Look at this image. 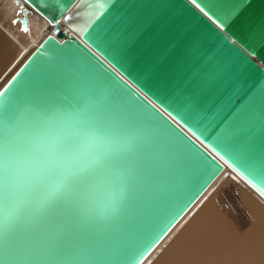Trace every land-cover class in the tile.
Segmentation results:
<instances>
[{
	"label": "water",
	"instance_id": "95a60500",
	"mask_svg": "<svg viewBox=\"0 0 264 264\" xmlns=\"http://www.w3.org/2000/svg\"><path fill=\"white\" fill-rule=\"evenodd\" d=\"M85 2L91 5L92 26L79 35L63 25L62 15L69 13L59 8L53 13L51 7L72 8L73 0H20L24 11L48 22L55 14L59 23H49L50 34L0 90V107L16 100L21 86L31 82L54 97L47 114L72 111L78 107L73 82L87 79L103 86L102 100L107 104L100 115L104 122L141 123L142 162L122 226L114 229L100 221L85 222L84 227L97 232L100 254L92 258L95 264H119L123 258L108 249L144 227L156 213L154 224L129 258L130 264L137 258L144 263L227 168L250 185L222 142L231 134L235 113L264 90V0H196L224 28L192 0ZM76 11L72 8V13ZM97 34L102 40L99 47L91 43ZM252 119L254 128L244 136L259 151L264 142L259 105ZM3 127L0 121V132ZM0 264H5L2 240Z\"/></svg>",
	"mask_w": 264,
	"mask_h": 264
},
{
	"label": "snow or ice",
	"instance_id": "6c2138e0",
	"mask_svg": "<svg viewBox=\"0 0 264 264\" xmlns=\"http://www.w3.org/2000/svg\"><path fill=\"white\" fill-rule=\"evenodd\" d=\"M192 3L224 28L210 10L205 11L196 0ZM51 7L53 13L58 8L68 12L62 19L70 21L72 8L79 15L81 8L91 5L85 0H73L72 8L67 4ZM54 22L59 23L55 14L49 19V23ZM22 30L28 31L26 21ZM91 43L99 47L102 40L97 34ZM73 87L78 107L72 111L57 109L47 114L55 103L54 97L31 82L21 86L16 100L0 107L4 125L0 132V240L5 264H95L92 258L100 254L95 243L97 232L86 230L85 222L102 221L119 229L134 199L145 139L141 123L124 120L108 125L100 115V109L107 104L102 100V84L82 79L74 81ZM257 105L264 127L262 90L232 117L231 134L222 142V148L235 160L248 183L264 194V142L257 151L244 136L245 131L250 135L254 128L252 117ZM155 214L144 227L127 233L122 243L108 249L123 258L119 264H130L129 258L135 255L139 239L154 224ZM135 264H143V260L137 258Z\"/></svg>",
	"mask_w": 264,
	"mask_h": 264
},
{
	"label": "bare ground",
	"instance_id": "6f19581e",
	"mask_svg": "<svg viewBox=\"0 0 264 264\" xmlns=\"http://www.w3.org/2000/svg\"><path fill=\"white\" fill-rule=\"evenodd\" d=\"M87 9L64 27L83 35L92 26ZM51 29L16 0H0V90ZM257 191L227 168L143 264H264V195Z\"/></svg>",
	"mask_w": 264,
	"mask_h": 264
}]
</instances>
